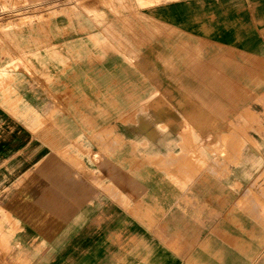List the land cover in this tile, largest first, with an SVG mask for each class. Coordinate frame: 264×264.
Listing matches in <instances>:
<instances>
[{"label":"crops","instance_id":"crops-1","mask_svg":"<svg viewBox=\"0 0 264 264\" xmlns=\"http://www.w3.org/2000/svg\"><path fill=\"white\" fill-rule=\"evenodd\" d=\"M138 14L10 33L28 61L0 66L4 262L264 264V0L108 22Z\"/></svg>","mask_w":264,"mask_h":264},{"label":"rangeland","instance_id":"rangeland-1","mask_svg":"<svg viewBox=\"0 0 264 264\" xmlns=\"http://www.w3.org/2000/svg\"><path fill=\"white\" fill-rule=\"evenodd\" d=\"M160 1L162 0H0V66L3 67L6 62L19 64L28 61L10 33L14 36L17 33L18 42L25 45L35 28L47 31L48 26L50 32L57 30L63 16L51 18L63 13L76 14L83 18L85 15L90 16L96 29L106 32L117 30V27L125 33L132 32L134 28L144 30L145 27H149V23L143 15L138 14L136 18L132 15L126 16L124 22L117 24L108 20L112 16L126 15L134 9L154 5ZM133 19L137 22L134 23ZM123 41L125 44L129 43L127 38ZM12 126L14 131L19 128L18 119L13 118ZM0 264L13 263L4 262V257L0 255Z\"/></svg>","mask_w":264,"mask_h":264},{"label":"bare ground","instance_id":"bare-ground-1","mask_svg":"<svg viewBox=\"0 0 264 264\" xmlns=\"http://www.w3.org/2000/svg\"><path fill=\"white\" fill-rule=\"evenodd\" d=\"M93 40V39H92Z\"/></svg>","mask_w":264,"mask_h":264}]
</instances>
